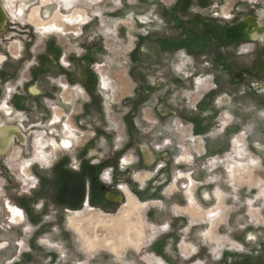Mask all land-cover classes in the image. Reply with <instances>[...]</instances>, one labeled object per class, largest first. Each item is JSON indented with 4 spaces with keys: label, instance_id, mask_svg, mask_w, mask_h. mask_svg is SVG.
Wrapping results in <instances>:
<instances>
[{
    "label": "rangeland",
    "instance_id": "374dc122",
    "mask_svg": "<svg viewBox=\"0 0 264 264\" xmlns=\"http://www.w3.org/2000/svg\"><path fill=\"white\" fill-rule=\"evenodd\" d=\"M0 1V109L29 137L0 162V264H264V43H183L188 28L264 24V0ZM56 128L73 146L43 163L36 138Z\"/></svg>",
    "mask_w": 264,
    "mask_h": 264
},
{
    "label": "flooded vegetation",
    "instance_id": "af4514ba",
    "mask_svg": "<svg viewBox=\"0 0 264 264\" xmlns=\"http://www.w3.org/2000/svg\"><path fill=\"white\" fill-rule=\"evenodd\" d=\"M208 1L209 0H201V4H202L201 6L207 5ZM19 10L21 12L20 14L24 13V8H20ZM12 13H13V15H16L15 12H12ZM10 18H11L10 14L5 10V8L2 6V3L0 1V40L3 39V37H2L3 34L9 31V28L7 26L12 24L11 22H9ZM254 19L255 18L252 17L251 15H247L246 17H244L241 20L232 21L229 25H226L221 30L214 29V28H211V29L205 28L199 34V37L196 36V34L189 32V28H188L187 35L186 34H185L186 36L184 35L185 39L183 38L184 39L183 43H185L187 45L186 48H196V49H200V48H219L220 46L235 45L237 43L247 42V41L248 42L260 41V42L264 43V39H261L259 37H256V38L251 37L252 31H254V29H256L257 25H259V27H261V28L264 27V24L262 22H260V24H259ZM178 24L181 25V23L179 21H178ZM242 24L243 25L246 24L249 27L248 31L246 30V32H245V35H246V37L248 35V38H240V37H238L237 39L230 40L229 37H228V32L231 29H234V27L237 28L239 25L241 26ZM207 25H209V24H207ZM192 31H193V29H192ZM177 40H179V38L175 40L176 43L174 45H177ZM182 40H180V41H182ZM167 43H169V39L168 38L164 39V44H167ZM161 46H163V45H161ZM2 57H3V60H1L2 58L0 56V61L4 62V56H2ZM262 58H264V55H263ZM221 59H222V57H221ZM50 60H51V62H55V63L58 64L59 55L57 53L52 54ZM261 71L264 73V68L258 69L257 71H255L254 74L260 73ZM104 81H106V80H104ZM31 89H32V91L30 90L29 94H33V93H35V95H39L40 94L36 88L32 87ZM77 95H80V93L78 92ZM2 111L6 115L4 110L0 109V141L3 140V139H8V141L10 143V147L7 148L4 152H0V162L3 161V160L9 159V155L11 156L12 150L15 148V146H17V145L21 146L20 144L25 145L28 142V138H29L27 136L24 124H22V123L18 124L16 122L15 123L9 122L6 119V116H4V114H2ZM59 116H61V115H59ZM11 129H13L15 131L14 134H9L8 133V131L11 130ZM61 132L62 131L60 129H58V128L50 129V131H49L50 135H43L42 134V135H40L39 139L38 138H36L37 140L35 139L36 140L35 147L39 146V145H43L44 149L46 151H50V147L52 149L56 148V149H61V150L63 148L64 149L72 148V146H73L72 145V140L67 135H66V137L65 136H61L60 140L56 137L57 136L56 134L61 133ZM66 132H67L66 134H68V131H66ZM69 134H71V136L72 135L74 136L75 135L74 130H70ZM64 140L70 141L71 142L70 146H69V144H65L63 142ZM61 141H62V144L60 143ZM23 145H22V147H24ZM204 147H205L206 153H207L208 150L206 148V145H204ZM142 152H143L144 158L146 160V165L150 166V167L154 166L156 164V162H157V158L155 157V161L152 164H148L147 162H150L152 160V157L146 153L145 148H143ZM45 154L47 155L46 152H45ZM51 157H52V153L48 154L44 158H39V159H41V161L43 163H49V160L51 159ZM98 168H96V167L93 168L94 172H92L91 174L88 172L89 173L88 175L91 178V180H90V183L88 184L89 185L88 186L89 187V194H88L87 198L85 199V202H83V207L91 208L90 207L91 206L90 201H91V198H92V193H93V191L95 189H97L95 187V183L99 179V177L97 175V169ZM28 169H29V173L25 172V177H26L24 179L25 183L27 182V180H30V178H31V175H30L31 170H32L31 164H29ZM180 179H182V178H180ZM176 181H179V179H177ZM176 181H174V183ZM178 185H179V183H178ZM102 187L104 188V186H102ZM171 188H172V185H171ZM125 195H126V192H125ZM104 199L107 202L120 203L122 201V199H123V196L121 194H119V193H115V192L112 191V192L109 193L108 196H106V194H105L104 195ZM138 201H139V199H138ZM152 201L154 202V200H152ZM189 201H190V199H189ZM139 203H142V202L139 201ZM142 204H144V202ZM148 206H149V204H148ZM26 207H27V204H26ZM4 208H5V210H6L7 214H8V219H9L8 222L12 225V227L16 226V222L15 221H17L19 223L21 222V225H23L26 222V213L20 206H18L16 204H13L11 201H7L5 203V205H4ZM16 209L19 211V214H20L17 218H15L16 217L15 216L16 215ZM26 210H27V208H26ZM91 210L96 211L93 208ZM0 213H1V211H0ZM69 220H70L69 223H70V225H72V227L80 228L79 225L78 226H74L73 219H70V217H69ZM1 229H2V227H1V224H0V230ZM7 246H10V245H8L7 242H1L0 243V258H1L2 251H4L7 248ZM157 249L159 250V247ZM51 256L53 258V255H51ZM12 259L13 260L10 261L9 263L10 264H15V259L16 258L12 257Z\"/></svg>",
    "mask_w": 264,
    "mask_h": 264
},
{
    "label": "bare ground",
    "instance_id": "6f19581e",
    "mask_svg": "<svg viewBox=\"0 0 264 264\" xmlns=\"http://www.w3.org/2000/svg\"><path fill=\"white\" fill-rule=\"evenodd\" d=\"M62 1V2H61ZM58 2H61V4L63 3L64 5H66L67 3H69L71 6H73V5H76L75 4V2H76V0H58ZM62 6V5H61ZM13 10V9H12ZM19 13H21L20 12V10H18V14ZM59 13H62V11L61 10H59ZM59 27V26H58ZM248 25H246V24H244V25H239L237 28H235L234 27V29H231L229 32H228V37H229V39L230 40H232V39H237L238 37H240V38H248V35H247V37H246V35H245V32H246V30L248 31ZM111 29H114V27L113 28H111ZM69 30V29H68ZM67 30V31H68ZM113 31V30H112ZM251 37H253V38H256V37H259V38H261V39H264V27H259V25H257V27H256V29H254V31H252V33H251ZM8 133L9 134H14L15 133V131L13 130V129H11V130H9L8 131ZM67 133V132H66ZM238 141H240V140H238ZM243 141V140H242ZM65 144H69V146H70V144H71V142L70 141H68V140H64L63 141ZM10 147V143H9V141H8V139H3V140H1L0 141V152H4L7 148H9ZM68 147V146H67ZM36 150H37V156H38V158H44V157H46L48 154H51V151H46L45 149H44V146L43 145H39V146H36ZM47 153V155L45 154V152ZM241 157L242 158H245L242 154H241ZM253 160V159H252ZM214 161H215V159H214ZM218 162V161H217ZM241 163V162H240ZM240 165H242V164H240ZM232 171V170H231ZM192 190H189L188 191V193H190ZM133 200H134V198H133ZM135 204L137 205V208L139 207L138 205H139V203L138 202H133V201H131L130 202V206H131V209H128V211L129 210H133V209H135L134 208V206H135ZM192 206H194V205H192ZM16 211H17V214L15 215L16 217L15 218H17L20 214H19V211L16 209ZM134 216V219H132V220H134L135 221V218L136 217H138L139 219L136 221V222H138L139 224H140V226L142 225V224H144V220L142 219L141 220V218L139 217V214L137 213V214H135V215H133ZM122 218V217H121ZM82 219H79V218H76V217H74L73 218V224H74V226H78L79 225V221H81ZM141 220V221H140ZM97 224H99V223H97ZM97 224L94 226V227H96L97 226ZM115 227H122L121 225H119V224H116L115 223ZM107 228V227H106ZM142 228V227H141ZM124 229L126 230V227H124ZM78 230L82 233V234H84L85 233V231L84 230H82L81 228H78ZM123 231V230H122ZM86 234V233H85ZM88 241H90V242H92V241H96V242H100V240L96 237V236H93V237H89L88 238ZM105 242V241H104Z\"/></svg>",
    "mask_w": 264,
    "mask_h": 264
},
{
    "label": "water",
    "instance_id": "95a60500",
    "mask_svg": "<svg viewBox=\"0 0 264 264\" xmlns=\"http://www.w3.org/2000/svg\"><path fill=\"white\" fill-rule=\"evenodd\" d=\"M243 25V24H242Z\"/></svg>",
    "mask_w": 264,
    "mask_h": 264
}]
</instances>
